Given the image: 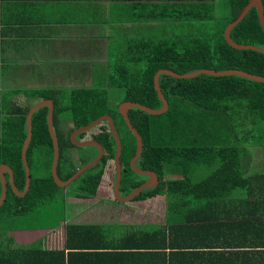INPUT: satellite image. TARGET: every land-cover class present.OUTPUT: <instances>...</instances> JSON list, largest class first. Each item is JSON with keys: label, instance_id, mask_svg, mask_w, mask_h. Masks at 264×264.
Here are the masks:
<instances>
[{"label": "trees", "instance_id": "1", "mask_svg": "<svg viewBox=\"0 0 264 264\" xmlns=\"http://www.w3.org/2000/svg\"><path fill=\"white\" fill-rule=\"evenodd\" d=\"M247 2L0 0V20L7 25L20 28L35 23L36 9L40 4L45 9H51V13L56 15L53 18L57 17L58 21L68 20L70 15L77 23H99L107 33V37H103L106 41L101 43L78 42L69 45L72 50L70 56L74 60L75 55L82 58L93 53L97 56L82 58L83 62L87 60V74L91 77L89 84H69L73 87L62 91L58 89L57 94H54L52 87L23 91L28 100L53 101V126L59 144L57 173L60 179H67L76 170L74 159L69 155L70 147L78 149L77 167L89 162L95 154L93 151H96L93 146L87 147L92 148L89 151L74 146L69 139L70 131L104 114L112 117L121 140L120 194L127 195L146 179V176L136 174L130 168L136 139L118 113L117 104L128 100L151 108L161 107L153 83L159 69H170L181 74L200 68H234L264 76V54L252 49L233 48L224 39L225 27ZM262 2L264 8V0ZM70 7L80 8L79 16L69 12ZM84 9L88 12H82ZM43 18L48 17L40 19ZM15 36L29 38L18 31L14 33ZM230 37L238 43L264 47V32L254 7L231 29ZM159 85L168 102L165 112L154 115L138 108L128 110L130 121L142 138V150L136 165L140 169L154 171L159 179L155 187L142 190L132 201L163 195L166 199L165 210L169 212L182 206H195L202 199L201 205L207 213L217 211L224 215H238L236 206L228 199L237 196L235 191L240 189L253 195L250 185L254 175L264 180V174H246L243 171L242 161L248 148L237 135V127L241 129L245 123L264 125V82L238 75L201 73L190 78H175L160 74ZM117 90L120 100L112 103L110 93ZM20 92L13 91L14 95ZM30 106L22 107L13 102L11 111L5 115L1 125L0 164L5 163L12 168L14 183L19 190L23 189L25 183L21 146L27 133L26 112ZM46 116L47 107L39 108L32 115V138L26 154L30 186L24 196H17L8 186L6 198L0 206V230L10 219L33 214L37 207L46 204L63 189L50 174L53 145ZM65 117L70 120L71 126L64 121ZM101 127L105 131L98 132V136L94 137L101 143L104 153L92 168L70 184L73 185L72 196H95L108 161L114 157L115 140L106 124ZM32 168L42 170L43 174L34 175ZM232 206L235 210L230 208ZM86 227L90 226L68 224L66 234L70 238L75 230ZM146 233L142 231L140 237L148 236ZM155 245L160 246L159 243ZM37 252L45 251L32 246L9 250L5 254L37 255Z\"/></svg>", "mask_w": 264, "mask_h": 264}, {"label": "crops", "instance_id": "2", "mask_svg": "<svg viewBox=\"0 0 264 264\" xmlns=\"http://www.w3.org/2000/svg\"><path fill=\"white\" fill-rule=\"evenodd\" d=\"M70 9L69 12L79 16L80 8ZM36 11L37 21L24 27L0 20V115H4L0 116V135L5 115L11 111L13 102H17L14 96L9 101L4 98L9 77L28 75L23 71L37 69L46 60L73 57L70 44L106 41L103 37L107 33L99 23H77L70 15L68 20L58 21L51 9L40 4ZM43 16L48 18L41 20ZM16 31L24 32L29 38L13 37ZM21 100V104L28 103L24 95ZM237 128L241 143L248 148L242 161L243 171L264 174V125L245 123L241 129ZM251 178L253 195L240 189L235 191L237 196L228 199L236 206V210L230 208L238 215L207 213L201 205L202 199L195 206L168 212L163 195L121 202L127 205L123 207L114 203L113 197L106 195L108 189L102 190L105 186L100 185L95 196L69 197L74 204L83 205L82 210L62 217L54 226L18 223L31 213L4 223L0 230V264H264V180L256 175ZM137 214H141L138 219ZM68 224L90 227L77 229L68 238ZM142 231L148 236L140 237ZM32 246L45 252L5 254Z\"/></svg>", "mask_w": 264, "mask_h": 264}, {"label": "water", "instance_id": "3", "mask_svg": "<svg viewBox=\"0 0 264 264\" xmlns=\"http://www.w3.org/2000/svg\"><path fill=\"white\" fill-rule=\"evenodd\" d=\"M254 7L256 9L259 23L262 27V30L264 32V8H263V2L262 0H248V2L242 7V9L239 11L237 16L225 27L223 34L225 41L236 49H252L259 51L260 53L264 54V47H259L253 44H243L238 43L234 41L230 37V31L231 29L239 23L244 16L248 13V11ZM201 73L208 74V75H214V76H226V75H238L241 77H245L257 82H264V76L256 75L241 69H234V68H228L225 70H214V69H208V68H200L197 70H193L190 72L185 73H178L170 69H159L154 77H153V83L154 88L157 91V95L162 103L161 107L159 108H151L149 106H146L144 104L134 102V101H121L117 104V110L118 113L123 117L128 129L131 131L133 136L136 139V150L134 155L130 159V168L139 175L146 176V180H144L140 185L135 187L130 193L127 195H120L119 193V185L121 181V173H122V167L120 164V155H121V140L118 135V132L115 128L113 119L110 115L104 114L99 116L98 118L94 119L88 124L82 125L80 127H77L71 134H70V140L71 142L78 146V147H87V146H93L97 149V154L86 164L80 166L75 170V172L68 177L65 180L60 179L57 173V166L59 161V144L56 136V132L53 126V109L54 104L52 99H42L38 102H35L33 105H31L26 112V126H27V133L23 140L22 146H21V160L24 167L25 172V183L22 190H19L15 183H14V175L13 170L10 166H8L5 163L0 164V183H1V193H0V206L3 204L6 195H7V189L8 186L11 188L12 192L15 193L17 196H24L26 192L29 189L30 181H31V175H30V167L27 161V149L28 145L32 138V115L33 113L42 107H47V116H46V122H47V128L49 131V135L52 140L53 145V157L51 161L50 166V174L53 179V181L60 187H67L69 186L74 180H76L81 174L86 172L88 169L92 168L102 157L104 150L102 145L96 141L95 139H78L77 134L79 133H86L87 131L93 129L95 126H97L102 121H106L108 130L110 131L111 135L113 136L115 140V154L112 159L114 167H115V175L113 180V192L115 195V198L119 202H128L134 199L142 190L150 187H155L158 182V176L157 174L152 170H145L140 169L136 165V161L139 158L142 150V138L139 132L136 130V128L132 125L130 118L128 116V110L130 108H138L141 109L149 114H161L165 112L168 108V102L166 98L164 97L160 85H159V76L160 74H166L175 78H190L196 75H199ZM7 174V177H6Z\"/></svg>", "mask_w": 264, "mask_h": 264}, {"label": "rangeland", "instance_id": "4", "mask_svg": "<svg viewBox=\"0 0 264 264\" xmlns=\"http://www.w3.org/2000/svg\"><path fill=\"white\" fill-rule=\"evenodd\" d=\"M89 40H92V39H89ZM94 40H97V39H94ZM85 57H89L92 59V58H96L97 56H95L93 53H89ZM85 57H82V58L85 59ZM75 58L76 60H74V57H71L68 59L62 58L61 60H59V57H58L54 59L53 61L51 60L49 62H46L47 61L46 60L44 62H40L39 63L40 67L37 69L23 71L24 73H27L28 75H24V76L14 75L10 77L9 79L10 83L8 87L5 89L4 98L7 101H9V99H11V97L14 96L13 100L15 99L17 101L15 102V105H20L22 107H25L26 105H29V104L32 105L35 102H38L39 100H42V99H39V100L31 99V100H28L27 104H24V103L21 104L22 102L21 99H23V95H24L23 91L31 90V89H47L49 87H52L53 89H55L54 94H57L58 89L62 91L67 88L73 87L70 85L89 84L91 81V77H90V74H87L88 73L87 72L88 67H87V62H86L87 60H84L83 62V59L78 57L77 55H75ZM81 60L82 62H80ZM85 73L87 74L86 76H84ZM14 90L16 91L21 90L20 92L21 94L14 95L13 93ZM110 96H111L112 103H118V101L120 100V92L118 90L113 91V93H110ZM1 115H0L1 117L4 116L3 114ZM64 121L70 123V120H67V118ZM97 131H98V128H94L93 130L87 132L84 135V139L90 138L91 133L95 135ZM87 147H90V146H87ZM87 147H81V148L85 149V151H89L88 149H92V148H87ZM74 158L76 157L74 156ZM73 166L76 169L79 168L77 167L79 166L78 163H74ZM32 173L34 175L43 174L42 170L38 168L37 169L32 168ZM114 174H115V167H114L113 161L109 160L107 168H106V172L101 181L102 182L101 186L103 185L105 186L104 189L102 187L101 189L102 190L108 189V191L106 192L107 193L106 195H108L109 197L112 196L111 187H112V183L114 180ZM72 194H73V185H69L59 190L58 192H56V194L50 201H48L46 204L40 207H37L33 214L27 215L19 219L18 223L20 224H49L52 226L56 225L57 223L60 222L59 220L62 217L68 216V215L70 216L73 212H80L82 210L83 205L81 204L76 205L73 202H71L69 197H71ZM160 207L162 208V204H160ZM139 215L141 214H137L135 218L138 219ZM127 219H130V217H128Z\"/></svg>", "mask_w": 264, "mask_h": 264}, {"label": "flooded vegetation", "instance_id": "5", "mask_svg": "<svg viewBox=\"0 0 264 264\" xmlns=\"http://www.w3.org/2000/svg\"><path fill=\"white\" fill-rule=\"evenodd\" d=\"M98 118V117H97ZM67 123V125H69V126H71V122L70 123H68V122H66ZM104 124H106V121H102L101 123H99L97 126H95L94 128H98V131H97V133L94 135V134H92L91 133V136H90V138H87V139H95V137L94 136H98L97 134H98V132H100V131H105V129H103L101 126L102 125H104ZM107 125V124H106ZM80 127V126H79ZM77 128V127H76ZM75 127L70 131V133H69V139H70V134L76 129ZM93 128V129H94ZM93 129H91V130H93ZM66 130H68V129H66ZM91 130H89V131H91ZM89 131H87V132H89ZM86 132V133H87ZM86 133H83L82 135L79 133V134H77V138L78 139H84V135L86 134ZM58 140V139H57ZM96 140V139H95ZM71 141V140H70ZM97 141V140H96ZM99 142V141H98ZM100 143V142H99ZM73 144V143H72ZM101 144V143H100ZM74 145V144H73ZM74 146H76V145H74ZM104 150V149H103ZM75 154V155H74ZM97 154V149H96V151H95V154H94V156ZM69 155H71V157L74 159V162L75 163H79V161H78V151H77V149H75V148H73V147H70L69 148ZM74 156L76 157V158H74ZM93 156V157H94ZM92 157V158H93ZM115 175V174H114ZM146 180V179H145ZM112 188V197H113V199L115 200V198H114V196H113V187H111ZM116 201V200H115ZM115 201H114V203H115ZM116 204H118L119 206H123V207H125V206H127V205H125V204H121V202H119V201H116ZM114 213H116V212H114ZM130 216L132 217L133 216V214L131 215L130 214ZM136 217V216H135Z\"/></svg>", "mask_w": 264, "mask_h": 264}]
</instances>
